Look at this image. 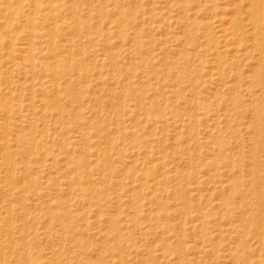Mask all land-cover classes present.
<instances>
[{"label": "rangeland", "instance_id": "rangeland-1", "mask_svg": "<svg viewBox=\"0 0 264 264\" xmlns=\"http://www.w3.org/2000/svg\"><path fill=\"white\" fill-rule=\"evenodd\" d=\"M25 1L40 27L16 23L0 86L4 264H264L249 0Z\"/></svg>", "mask_w": 264, "mask_h": 264}, {"label": "bare ground", "instance_id": "bare-ground-1", "mask_svg": "<svg viewBox=\"0 0 264 264\" xmlns=\"http://www.w3.org/2000/svg\"><path fill=\"white\" fill-rule=\"evenodd\" d=\"M29 2H27V4H31L33 5L34 3V7H35V12L38 11V9L41 7V5L44 3L42 2L43 0H28ZM214 1V0H212ZM26 1L25 0H0V86L2 83L4 82H7L8 80H10L12 77H13V72H14V69H15V66H17V61H16V56H15V51H16V44H15V39L16 37L19 36L16 28H18L17 24L20 22V20L22 19L21 17H24L23 20H25V23H26V27H30V29H27L26 28V31L28 32V35L30 38L33 36H35L37 30H34L37 28L38 26V29H39V25L36 24V21H34L36 18V16H31L30 13H27V11L25 12V10H29L27 5H24ZM42 2V3H41ZM114 3V2H113ZM248 3V2H247ZM116 4V3H115ZM200 4V3H199ZM108 5V4H107ZM106 5V6H107ZM26 6V7H24ZM29 6V5H28ZM184 8V7H183ZM249 13H250V19L252 20V32H253V37H254V40L256 41L255 43V46L257 48V50L259 49L260 51V54H261V57L264 58V30H263V27H264V0H249ZM25 9V10H24ZM33 9V7H32ZM55 8H53L52 11H54ZM186 9V7H185ZM43 10V9H42ZM34 11V10H33ZM32 11V13H33ZM51 10H49L48 13H50ZM55 12L52 13L53 15V18H56V15L54 14ZM34 15V14H33ZM80 16V15H79ZM189 16V15H188ZM34 17V18H33ZM242 18V17H241ZM34 19V20H33ZM236 19V18H234ZM16 20V22H15ZM222 20V19H221ZM233 20V18H232ZM23 22V21H22ZM17 23V24H16ZM35 23V24H34ZM21 25V24H20ZM37 25V26H36ZM194 25V24H193ZM196 25V24H195ZM194 25V26H195ZM214 25V24H213ZM233 25V24H232ZM237 25V24H236ZM193 27V26H192ZM196 27V26H195ZM241 27H244V26H241ZM197 28V27H196ZM233 28H236V27H233ZM23 30V28H21ZM197 29H200V28H197ZM203 29V28H202ZM243 29V28H242ZM20 30V29H19ZM41 30V29H40ZM213 30V29H212ZM232 30V29H231ZM194 31V30H192ZM226 31V30H225ZM244 31V30H243ZM251 31V30H250ZM23 32H25L23 30ZM40 32V31H39ZM42 32V31H41ZM40 32V33H41ZM205 32V31H204ZM214 32V31H213ZM187 33H190V31H188ZM193 33V32H192ZM227 33V32H226ZM24 34V33H23ZM27 34V33H26ZM26 34H24V36H26ZM43 34V32L41 33V35ZM221 34V33H220ZM238 34V32H237ZM18 35V36H17ZM32 35V36H31ZM39 35V34H38ZM192 35V34H191ZM216 35V34H214ZM219 35V34H218ZM26 36V37H27ZM190 36V35H189ZM198 36V35H197ZM206 36V35H205ZM212 36V35H211ZM227 36V34H226ZM28 37V38H29ZM36 37V36H35ZM217 37V36H216ZM29 38V39H30ZM207 38V36H206ZM34 39V38H33ZM209 38H207L208 40ZM218 39V38H217ZM31 41V40H30ZM27 42H28V39H27ZM26 42V43H27ZM136 42V41H135ZM25 43V44H26ZM53 43H54V40H53ZM23 45V43H22ZM27 46H30V45H26ZM23 47V46H22ZM25 48V47H24ZM29 48V47H28ZM31 48V47H30ZM29 48V49H30ZM199 48V47H198ZM208 48V47H207ZM27 49V48H26ZM200 49V48H199ZM28 50V49H27ZM26 50V51H27ZM196 50V49H195ZM31 51V50H30ZM29 51V52H30ZM219 52V51H218ZM217 52V54H218ZM203 53V52H201ZM26 55V54H25ZM24 55V56H25ZM27 56V55H26ZM3 58V60H2ZM27 58V61L28 60H31L32 58L28 56L25 57ZM264 60V59H263ZM202 62V60L200 61ZM255 63V62H254ZM70 64V63H69ZM201 64V63H200ZM259 69H258V74H259V77L257 79L258 83H260L262 85V91H264V61L262 64H259ZM64 66V65H63ZM63 66H61L60 64L59 65H56L55 69H51L52 70V75H53V79L55 80L56 79V73L57 71H59L60 69L63 68ZM70 66V65H69ZM2 67V68H1ZM67 67V66H66ZM17 68V67H16ZM68 68V67H67ZM59 69V70H58ZM65 69V68H64ZM66 70V69H65ZM153 71V70H152ZM15 73V72H14ZM154 74V73H153ZM184 74V73H183ZM257 74V72H256ZM253 79V78H252ZM7 80V81H6ZM256 81V80H255ZM257 81H256V84H257ZM8 84H11L9 82H7ZM6 83V84H7ZM202 83V82H201ZM203 84V83H202ZM201 84V85H202ZM206 84V83H205ZM5 86H8V85H5ZM4 86V87H5ZM12 86V85H11ZM10 86V87H11ZM131 86V85H130ZM56 87V86H55ZM3 88V87H2ZM6 89V88H5ZM4 89V90H5ZM7 89L9 90V88L7 87ZM55 89V88H54ZM133 89V88H132ZM2 91V90H1ZM57 92L59 91V89L56 90ZM240 91V89H239ZM3 92H6V91H3ZM241 92V91H240ZM203 93V92H202ZM241 93L237 94V95H240ZM217 96V95H216ZM238 97V96H237ZM237 99V98H234V100ZM264 99V97H263ZM6 100V99H5ZM262 100V98L260 99ZM260 102V101H259ZM58 103V102H57ZM55 104V103H53ZM138 104V103H137ZM56 107V105H54ZM137 106V105H136ZM59 106L57 105L56 108H58ZM5 109L4 111L7 112L9 111L10 109L8 108L7 104H6V101H4L1 93H0V111ZM59 109V108H58ZM156 110V109H154ZM256 113L257 114V120L259 121L257 124V126H259L260 128H258V131L259 129L261 130L262 128H264L260 125H262L263 123V118H264V107L261 106V105H257L256 106ZM256 119V118H255ZM257 129V127H256ZM261 133V132H260ZM4 143V142H3ZM85 148V147H84ZM8 150V147L6 148ZM5 147H4V150H6ZM9 152V151H8ZM6 151V153H8ZM10 154V152H9ZM6 155V154H5ZM10 156V155H9ZM8 159H10L8 156H7ZM6 158V159H7ZM82 158V157H81ZM80 158V159H81ZM79 159V161H80ZM9 161V160H8ZM81 162V161H80ZM83 162V161H82ZM88 162V161H87ZM82 166V165H81ZM84 166V165H83ZM77 168V167H76ZM81 169V172H82V168ZM89 169V168H88ZM78 170V168H77ZM86 170V168H85ZM80 171V170H79ZM91 172V170H90ZM83 173V172H82ZM86 173V171L84 172ZM79 176V175H77ZM74 179V178H73ZM80 179V177H79ZM82 179V177H81ZM77 180V179H76ZM72 188V187H71ZM84 189V187H82ZM81 191V190H80ZM85 193V190L83 191ZM66 213L64 216L67 215V211L63 212V214ZM70 213V212H69ZM70 215V214H69ZM67 218V217H65ZM69 224V223H68ZM9 225V224H8ZM70 225V224H69ZM68 225V226H69ZM10 226V225H9ZM12 245V244H11ZM1 246V245H0ZM6 261V258H5V254L1 251V247H0V264H4V262Z\"/></svg>", "mask_w": 264, "mask_h": 264}]
</instances>
